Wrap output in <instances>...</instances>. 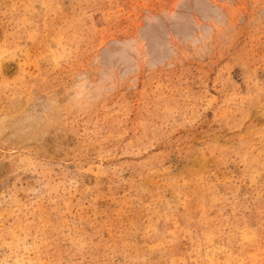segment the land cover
Wrapping results in <instances>:
<instances>
[{
	"label": "rangeland",
	"instance_id": "1",
	"mask_svg": "<svg viewBox=\"0 0 264 264\" xmlns=\"http://www.w3.org/2000/svg\"><path fill=\"white\" fill-rule=\"evenodd\" d=\"M0 264H264V0H0Z\"/></svg>",
	"mask_w": 264,
	"mask_h": 264
}]
</instances>
